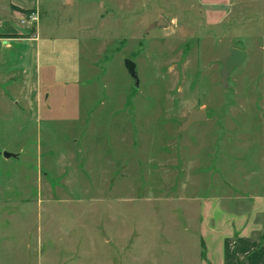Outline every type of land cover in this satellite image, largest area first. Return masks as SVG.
Listing matches in <instances>:
<instances>
[{
  "label": "rangeland",
  "instance_id": "obj_1",
  "mask_svg": "<svg viewBox=\"0 0 264 264\" xmlns=\"http://www.w3.org/2000/svg\"><path fill=\"white\" fill-rule=\"evenodd\" d=\"M43 19L77 35L80 75L31 83L6 124L0 264H210L248 233L264 251V0H75Z\"/></svg>",
  "mask_w": 264,
  "mask_h": 264
},
{
  "label": "crops",
  "instance_id": "obj_2",
  "mask_svg": "<svg viewBox=\"0 0 264 264\" xmlns=\"http://www.w3.org/2000/svg\"><path fill=\"white\" fill-rule=\"evenodd\" d=\"M74 1L0 0V38H3L0 42V165L1 162H6L3 151L14 152L2 144V134L6 132V124L9 125L8 130L14 125L12 122L15 114L22 108L27 110L31 83L37 81L41 88L46 89L43 85L46 82L66 83L79 78L77 35H54L50 29H46L45 19L41 23L42 17L48 16L52 11L69 8ZM31 11L37 12L38 22L21 24L20 19ZM7 38L10 40H5ZM19 80L24 82L22 89L15 88V83ZM35 88L33 86L34 90ZM229 238L235 247H228V239L223 240L219 250L208 252L210 264H264L261 242L251 237L250 233L242 234L236 240Z\"/></svg>",
  "mask_w": 264,
  "mask_h": 264
},
{
  "label": "water",
  "instance_id": "obj_3",
  "mask_svg": "<svg viewBox=\"0 0 264 264\" xmlns=\"http://www.w3.org/2000/svg\"><path fill=\"white\" fill-rule=\"evenodd\" d=\"M165 26H167V22L162 17H159L157 20H154L151 24H149L148 28ZM245 56L246 51L244 49L237 47L230 48L228 56L222 60L221 68L219 70L220 82L223 86L227 85L229 73L234 68H237L242 64ZM123 65L126 68L130 77L134 79L135 84H137L138 78L135 70V63L129 58H124ZM205 117L206 115L203 109H192L186 116L185 120L181 123V130L186 129L192 123L203 121ZM2 155L5 158H8L14 156V153L3 151Z\"/></svg>",
  "mask_w": 264,
  "mask_h": 264
},
{
  "label": "built area",
  "instance_id": "obj_4",
  "mask_svg": "<svg viewBox=\"0 0 264 264\" xmlns=\"http://www.w3.org/2000/svg\"><path fill=\"white\" fill-rule=\"evenodd\" d=\"M37 21H38V14L36 11L28 12L23 18L20 19V23L25 25H31L33 23H36ZM5 40H10V39L7 38ZM2 41L3 38H0V42Z\"/></svg>",
  "mask_w": 264,
  "mask_h": 264
}]
</instances>
